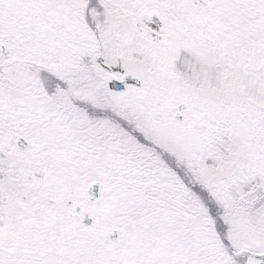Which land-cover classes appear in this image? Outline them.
Segmentation results:
<instances>
[{"label": "snow or ice", "instance_id": "6c2138e0", "mask_svg": "<svg viewBox=\"0 0 264 264\" xmlns=\"http://www.w3.org/2000/svg\"><path fill=\"white\" fill-rule=\"evenodd\" d=\"M0 264H264V0H0Z\"/></svg>", "mask_w": 264, "mask_h": 264}]
</instances>
